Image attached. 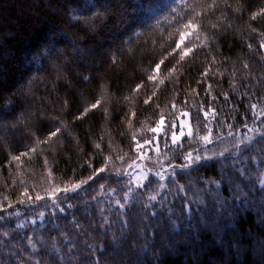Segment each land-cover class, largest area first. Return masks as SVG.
Returning <instances> with one entry per match:
<instances>
[{"label":"trees","instance_id":"trees-1","mask_svg":"<svg viewBox=\"0 0 264 264\" xmlns=\"http://www.w3.org/2000/svg\"><path fill=\"white\" fill-rule=\"evenodd\" d=\"M229 2L241 11L226 12V19L219 11L209 16L212 23L219 22L223 26L209 31L210 36L215 34L211 52L197 49V59L184 66L179 84L170 86L165 81L157 96L145 105L143 99L151 92L146 76L168 48L167 33L173 28L172 17H176L183 7L181 0H0V199L7 195L15 201L22 187L21 179L25 185L36 184L38 191L47 186L40 157L25 162L22 177L17 175L15 168L7 166V161L25 151L35 138H46L56 127L63 125L59 136L49 141V147L44 148L42 154L48 157L49 166L59 183L86 179L91 175L93 168L86 161L98 168L105 155L131 153L133 142L126 124V115L130 111L136 113L132 128L136 131L145 124L155 126L161 111L167 116L168 106L173 100L180 105L181 99L186 97L189 104L198 106L203 102L207 106L210 101L203 95L205 84H197V81L205 79L201 72L213 56L216 57L213 72L218 69L223 76L210 72L208 83L212 84L213 94L227 93L229 97L227 101L221 97L212 102L221 117L238 125L243 115L249 114L250 103H264L260 99L264 98V60L247 47L249 43L255 47L259 40L250 31V25L259 26L264 31L261 18L250 20L252 13L264 8V0ZM109 8L111 10L105 11ZM173 60L174 57L165 60L161 76L165 74V66L170 67ZM244 63L249 64V69L243 67ZM142 81L145 83L142 95L133 96L132 89ZM243 84L249 86L251 100L241 99ZM192 89H197L200 97L193 95ZM176 92L179 96L174 95ZM97 99H102L98 108L88 111L82 119H76ZM156 104L159 108L155 107ZM233 116L235 120H232ZM144 134L151 136L146 130ZM97 143L101 144L103 151L95 147ZM209 147L231 149L232 140L226 138L223 143ZM149 155L152 153L149 152ZM202 165L184 173L177 170L179 183L192 186L188 195L195 199L197 188L205 184L214 187L212 182L220 181L222 194L227 196L224 189L230 180L237 179L236 175L219 161H204ZM106 175L101 173L91 181L93 187L89 192L92 195L99 192V181L105 183V192L109 188H115L116 192L98 196V199H123L120 182L124 178L113 175L108 176L106 181L101 180ZM14 179L15 186L12 185ZM150 180L155 186V178L150 177ZM204 199L208 200L206 193ZM262 199L259 192L255 193L251 204L226 220V239L238 238V251L225 250L215 244L211 232H199V238L192 239L188 230L173 233L170 227L162 229V239L168 245L163 252L159 240H149L146 245L139 237L156 229L144 227L145 223H152V219L142 220L143 205L139 202H133L130 210L125 209L129 215L124 217L128 225L123 234L122 225L114 214L115 209L109 210L107 203L103 205L105 215L110 221H115L111 227H99L103 221L99 208L90 209V215L86 216L83 199L69 201L75 207L66 209L67 220L63 219L65 214L57 212V216L61 217L57 222L62 223L67 231L74 214L83 225V230L107 251L102 264H264ZM92 203L95 204L94 201ZM16 207L26 211L23 205ZM196 207L199 205L193 204V208ZM11 211L8 209V212ZM45 211L47 213V209ZM4 214L0 212V215ZM14 220L10 227H14ZM165 222L166 218L159 221L162 225ZM192 224L197 225V219L194 218ZM22 231L34 240L43 236L49 247L52 242L50 236L56 237L57 242L60 239L54 229L36 234L28 228ZM17 235L13 232L3 237L5 246L0 248V264H36L37 260L40 264H55L50 251L45 254V249L38 244L40 252L33 253L26 240L17 242L13 239ZM113 236L117 237L115 248L112 247ZM153 251L156 255L152 254ZM97 255L103 256V252Z\"/></svg>","mask_w":264,"mask_h":264},{"label":"snow or ice","instance_id":"snow-or-ice-1","mask_svg":"<svg viewBox=\"0 0 264 264\" xmlns=\"http://www.w3.org/2000/svg\"><path fill=\"white\" fill-rule=\"evenodd\" d=\"M181 4L183 7L179 14L172 17L173 28L167 33L168 48L146 76L147 82L151 85V92L143 99L145 105L152 102V98L157 96L165 81H168L170 86L179 84L180 76L184 74V66L194 63L197 59V49H207L209 53L211 52L215 34L210 36L209 31L223 26L219 22L212 23L208 19L210 15H215L219 11L221 17L226 19V12L239 13L241 11L239 7L233 8L229 0H181ZM221 5L224 7L221 8ZM109 10L111 9L105 11ZM98 15H103V13ZM258 17L264 23V8L252 13L250 20L257 21ZM206 19L207 24L205 23ZM249 28L259 37V40L255 47L251 43L247 44V47L253 49L259 58L264 60V31H261L259 26L252 27L250 25ZM160 47L163 48L164 45L161 44ZM169 57H174V60L170 62V67L165 66V74L161 76V66L165 65V60ZM112 61L116 62L115 56ZM215 63L216 57L213 56L201 72V76L205 79L197 81V84H205L203 95L209 97L210 101L207 106L203 102H200L198 106L189 104L186 97L181 99L180 105L173 100L168 106L167 116L161 111L159 119L155 121V126L145 124L136 131H132L136 113L130 111L126 115V124L133 142L131 153L105 155L98 168H94L90 161H86L85 163L93 168L92 174L86 179L58 183L49 166L48 157L42 154L44 148L49 147V141L59 136L63 125L51 130L44 139L35 138L34 142L19 155L11 156L7 161V166L15 168L20 177L24 174L25 162L40 157L45 168L44 178L48 183L46 187L38 191L36 184L25 185V181L21 179L22 187L15 201L7 195L0 199V212L5 213L0 215V248L5 246L3 237H8L11 233L16 232L18 235L13 239L17 242L20 239L26 240L33 253L40 252L39 244L45 249V254L48 251L51 252L55 258V264H92V262L102 264V261L106 260L107 251L83 230V225L74 214L67 231L64 230L62 223L57 222L61 219L57 216V212L65 214L63 219L67 220L66 209L75 207V204L69 201L83 199L85 200L83 211L86 216L90 215V209L99 208V214L103 217V221L99 225L100 228H103L104 225L111 227L115 222L110 221L105 215L103 205L107 203L109 210L114 208V214L122 225L121 234L128 225V220L124 217L128 216L129 212H126L125 209L130 210L133 202L141 203L143 205L142 220L152 219V223H145L144 227L146 229L155 228L156 231L141 235L139 238L144 240L146 245L149 240H159L162 252L168 247L162 239L164 236L162 229L169 227L173 233L188 230L192 239H198L197 233L199 232H211L215 244L225 250L236 249L238 251L239 239L234 236L226 239L228 235L226 220L235 212L241 211L251 204L255 193L259 192V196L264 198V103H250L249 114L243 115L242 121L238 125H234L226 117H221L212 102L221 97L227 101L229 97L227 93L213 94L212 84L208 83L207 78L210 72L212 75L223 76V73L218 69L213 72ZM243 67L249 69L250 66L248 63H244ZM232 75L235 77V71ZM85 79L88 78L85 77ZM233 86L235 87V85ZM144 88V81L137 84L132 89L133 96L142 95L141 89ZM241 91L243 92L241 99H252L247 84L241 86ZM192 94L197 98L201 95L197 89H192ZM174 95L179 96V92ZM126 99H131V97H126ZM260 99L264 100V98ZM101 103L102 99H97L95 103L85 108L76 119H82L88 111L98 108ZM155 107L159 108V104H156ZM231 107L236 108L235 105ZM193 110L195 111L194 117ZM232 120H235L234 116ZM201 123L203 124L202 128ZM145 130L151 133V136H145ZM226 138L232 140L231 149L209 147L223 143ZM95 147L103 151L100 143H97ZM149 152L152 155H149ZM254 153H259V155H254ZM204 161H219L236 175L237 179L230 180L224 189L228 193L227 196L222 194L220 181H213L214 187L205 184L202 188H197L195 199H193L188 195L192 186L186 187L176 179L177 170L180 173L189 169L196 170V166H203L202 162ZM101 173H107L106 176L101 177V180L105 181L108 176L113 175L124 178L120 182L123 199L116 198L108 201L98 199V196L116 192L115 188H109L108 192H105V183L99 181H97L99 192L96 195L89 192V189L93 187L90 182L96 180V177ZM150 177L155 178V186H153L154 181L150 180ZM12 185H16L15 179L12 181ZM149 190H151V194H148ZM85 192L88 195H83ZM205 193L208 196L207 201L204 199ZM93 201L95 204L92 203ZM262 203H264V199H262ZM193 204L199 205V207L193 208ZM16 205L25 206L26 211H20ZM8 209H12V211L8 212ZM45 209H47V213ZM13 218H15L14 227H10L13 225ZM165 218L166 222L163 225L160 224L159 221ZM194 218L197 219V225L192 224ZM178 221L179 223H177ZM25 228H28L33 234L42 230L47 233L50 229H54L60 238L59 242L56 237L50 236L52 242L49 247L43 236L34 240L31 235H24L22 230ZM116 240L117 237L113 236V248H115ZM132 246L135 247V245ZM98 252H103V256L97 255ZM152 254L156 255L155 251ZM36 264H40V261L37 260Z\"/></svg>","mask_w":264,"mask_h":264}]
</instances>
